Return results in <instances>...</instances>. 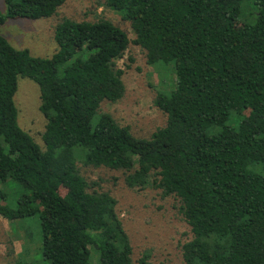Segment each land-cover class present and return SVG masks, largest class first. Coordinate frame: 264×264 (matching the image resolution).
I'll return each mask as SVG.
<instances>
[{
	"label": "trees",
	"instance_id": "obj_1",
	"mask_svg": "<svg viewBox=\"0 0 264 264\" xmlns=\"http://www.w3.org/2000/svg\"><path fill=\"white\" fill-rule=\"evenodd\" d=\"M65 1L5 0L0 27L54 17ZM105 5L162 72L153 103L166 123L137 138L101 111L124 93L116 62L130 40L112 22L62 20L48 59L0 34V184L23 191L12 208L0 190V216L38 217L34 254L46 264H133L116 200L80 174L103 167L123 172L131 190L152 187L176 200L192 235L183 264H264V0ZM19 78L39 87L43 148L17 125Z\"/></svg>",
	"mask_w": 264,
	"mask_h": 264
},
{
	"label": "rangeland",
	"instance_id": "obj_2",
	"mask_svg": "<svg viewBox=\"0 0 264 264\" xmlns=\"http://www.w3.org/2000/svg\"><path fill=\"white\" fill-rule=\"evenodd\" d=\"M0 12L6 13L5 0H0ZM64 19L76 22L105 19L127 34L130 44L123 58L116 62L117 67L124 71L123 96L115 103H103L101 111L111 115L120 126L128 127L137 138H149L163 127L166 117L153 103L162 72L147 64L145 52L132 43L135 36L129 22L108 8L105 0H66L54 17L6 20L0 27V34L14 49L26 50L33 58L48 59L58 49L54 28ZM14 104L18 112V127L43 148L45 119L40 112L39 87L29 79L19 78ZM80 174L116 200L117 213L131 243L133 264H138L146 251L149 253L146 264H183L181 247L192 235L176 200L162 197L161 192L152 187L143 190L127 188L121 171L81 166ZM0 190L6 194L5 204L15 208L22 189L6 183L0 184ZM10 223L0 216V264H17L25 258H36L39 264H46L41 262L40 255L34 254L37 241L39 244L38 217ZM12 231L22 235L24 240L13 237ZM10 239L12 246H9Z\"/></svg>",
	"mask_w": 264,
	"mask_h": 264
}]
</instances>
